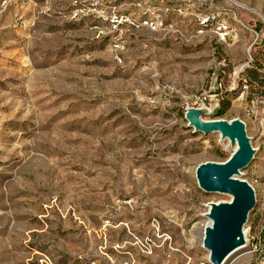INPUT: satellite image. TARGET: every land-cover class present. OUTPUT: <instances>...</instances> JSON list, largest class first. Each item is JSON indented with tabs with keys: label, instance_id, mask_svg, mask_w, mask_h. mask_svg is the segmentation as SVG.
Returning <instances> with one entry per match:
<instances>
[{
	"label": "rangeland",
	"instance_id": "374dc122",
	"mask_svg": "<svg viewBox=\"0 0 264 264\" xmlns=\"http://www.w3.org/2000/svg\"><path fill=\"white\" fill-rule=\"evenodd\" d=\"M245 76L264 83V0H0V264H209L205 214L231 197L195 171L236 145L184 115L214 104L202 118L241 120L255 150L224 264H255L264 105L239 99Z\"/></svg>",
	"mask_w": 264,
	"mask_h": 264
},
{
	"label": "water",
	"instance_id": "95a60500",
	"mask_svg": "<svg viewBox=\"0 0 264 264\" xmlns=\"http://www.w3.org/2000/svg\"><path fill=\"white\" fill-rule=\"evenodd\" d=\"M214 94V91L211 93ZM218 105L212 108H188L184 118L188 127L203 134L218 133L236 149L222 163L205 162L197 166L198 187L205 193H220L231 197L229 202L210 203L205 214L209 223L203 231V248L209 252V264H224L227 258L246 244L244 226L256 199L252 187L238 177L254 158L255 150L247 136L245 124L239 120H204L215 116Z\"/></svg>",
	"mask_w": 264,
	"mask_h": 264
},
{
	"label": "built area",
	"instance_id": "2783aa9c",
	"mask_svg": "<svg viewBox=\"0 0 264 264\" xmlns=\"http://www.w3.org/2000/svg\"><path fill=\"white\" fill-rule=\"evenodd\" d=\"M212 19H215V17L214 16H212L211 17ZM209 19V17L207 18V20ZM242 84H243V86H242V88L240 89L241 90V92H240V94H239V99H243V98H245V95L247 96V94H248V85L245 83V81H242ZM237 87V85H233L232 87H231V91H234L235 89H237L236 88ZM223 89H224V85H223V83H222V81L221 82H218L217 83V87H216V92H215V96H217L219 99L221 98V96H222V91H223ZM260 103L261 104H263L264 105V98H262L261 100H260ZM259 238H258V240L257 241H254V246H252V248L251 249H249V252L251 253V252H255L256 250H257V248L259 249V251H260V254H259V256L256 258V261H255V264H264V243H262V241L264 242V227L261 229V231L259 232ZM262 236H263V238H262ZM247 245H248V243H247Z\"/></svg>",
	"mask_w": 264,
	"mask_h": 264
},
{
	"label": "trees",
	"instance_id": "16d2710c",
	"mask_svg": "<svg viewBox=\"0 0 264 264\" xmlns=\"http://www.w3.org/2000/svg\"><path fill=\"white\" fill-rule=\"evenodd\" d=\"M240 80L245 81V83L249 87V93L247 95V100L250 101V100L257 99L258 101H260L262 98H264V83L258 82L256 84V86H252L254 82H252L250 80V78L247 76L243 77ZM242 86H243V84L241 83L239 88L241 89ZM232 92H234V91H232Z\"/></svg>",
	"mask_w": 264,
	"mask_h": 264
},
{
	"label": "bare ground",
	"instance_id": "6f19581e",
	"mask_svg": "<svg viewBox=\"0 0 264 264\" xmlns=\"http://www.w3.org/2000/svg\"><path fill=\"white\" fill-rule=\"evenodd\" d=\"M207 224H208V222L204 225V227H205ZM242 248H243V247H242ZM242 248H240V249H242ZM230 256H231V255H230ZM230 256H229V257H230ZM229 257H228V258H229ZM228 258H227V259H228Z\"/></svg>",
	"mask_w": 264,
	"mask_h": 264
}]
</instances>
